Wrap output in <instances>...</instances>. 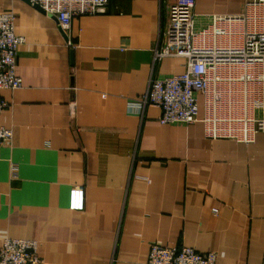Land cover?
Returning <instances> with one entry per match:
<instances>
[{
  "label": "crops",
  "instance_id": "obj_1",
  "mask_svg": "<svg viewBox=\"0 0 264 264\" xmlns=\"http://www.w3.org/2000/svg\"><path fill=\"white\" fill-rule=\"evenodd\" d=\"M246 0H196L194 26L239 15ZM168 0H110L69 33L24 0H0L25 38L4 90L0 248L35 240L42 264H147L151 245L213 252L217 264H264V132L208 139L204 125L161 124L132 107L152 74L184 72L154 54L174 43ZM202 113V111H201Z\"/></svg>",
  "mask_w": 264,
  "mask_h": 264
},
{
  "label": "built area",
  "instance_id": "obj_2",
  "mask_svg": "<svg viewBox=\"0 0 264 264\" xmlns=\"http://www.w3.org/2000/svg\"><path fill=\"white\" fill-rule=\"evenodd\" d=\"M54 15L63 32L73 19L107 13L110 0H30ZM168 23L174 43H163L154 54V66L163 58H182L181 74H152L147 91L131 106L161 109L159 122L191 125L201 122L208 139L250 144L264 132V0H246L239 15L214 16L196 30V0H168ZM25 38L16 34L13 11L0 12V113L10 107L2 91L23 87L17 73L18 52ZM202 111V113H201ZM14 137L0 125V146ZM35 240L6 238L0 264H42ZM147 264H217L213 252L192 247L151 245Z\"/></svg>",
  "mask_w": 264,
  "mask_h": 264
},
{
  "label": "water",
  "instance_id": "obj_3",
  "mask_svg": "<svg viewBox=\"0 0 264 264\" xmlns=\"http://www.w3.org/2000/svg\"><path fill=\"white\" fill-rule=\"evenodd\" d=\"M24 1H25L26 3L32 5L35 9H37V10L43 12V13H46V12H45V11L39 6V5H37V4H32L30 0H24ZM47 15H49V14H47ZM49 16L54 17V19L57 20V18H56L54 15H49ZM57 21H58V20H57Z\"/></svg>",
  "mask_w": 264,
  "mask_h": 264
}]
</instances>
